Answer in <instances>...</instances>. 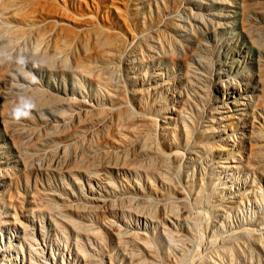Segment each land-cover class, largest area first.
<instances>
[{
  "label": "rangeland",
  "instance_id": "1",
  "mask_svg": "<svg viewBox=\"0 0 264 264\" xmlns=\"http://www.w3.org/2000/svg\"><path fill=\"white\" fill-rule=\"evenodd\" d=\"M110 38L117 58L105 64L99 54L109 53ZM108 66L115 91L97 77ZM21 98L35 107L16 120ZM216 106L226 148L231 136L243 154L250 147L264 152V0H0V263H22L20 248L8 249L20 235L16 220L34 231L35 262L76 264L74 238L85 239L67 227L65 233L60 217L80 219L82 204L99 203L89 191L93 173L131 191L137 178L121 162L138 155L147 133L159 143L176 125L184 140L182 114L199 111L197 131L211 143V165L226 157L212 133ZM133 123L149 131L127 143L124 157L119 141ZM250 128L260 136L253 143L245 137ZM193 167L197 175L200 165ZM101 180L92 181L95 193L104 194ZM253 209L239 208L223 226L205 211L202 232L185 240L187 253L213 250L224 228ZM126 218L137 226L134 215Z\"/></svg>",
  "mask_w": 264,
  "mask_h": 264
},
{
  "label": "bare ground",
  "instance_id": "2",
  "mask_svg": "<svg viewBox=\"0 0 264 264\" xmlns=\"http://www.w3.org/2000/svg\"><path fill=\"white\" fill-rule=\"evenodd\" d=\"M109 43H111L109 53L99 54L104 58L105 64L115 56L114 42L111 38ZM103 73V76L97 75L98 80L105 85V88L111 87L113 91L117 90L118 84L115 83L117 81H113L114 67H104ZM198 106L196 105L197 109H199ZM217 108L218 106L215 107L214 114L210 119L214 124L212 133H215L213 135H216L218 142L224 143L222 150L228 149L230 154L226 157L220 156L214 163L212 162L215 167L210 163L213 159L209 158L212 156L209 147L211 143L203 142L204 136H201L197 131L199 111H195L194 117L182 114L184 140L178 137L179 130L176 125L170 128L167 139L155 143L156 145L151 138H148L152 136H149V133L146 135V131L149 129H145L143 123L126 125L132 129L130 134L123 135L119 141L120 153L124 157L123 151L127 143L140 134L146 135L142 137L139 149L137 148V156L128 158V160L121 159L123 161L120 169L137 178L131 185L132 190H125L120 185L123 190L119 191L117 190L118 185H114V182L112 183L111 180L102 182L101 179L105 178H99L98 174L93 173L88 179L89 191L91 195L95 196L93 197L94 201L99 203L82 204L83 211L77 212L80 219L72 218L69 215L60 217L65 226L59 224L61 227H65L63 230L65 233H68L66 231L68 228L77 236L78 234L82 235L85 239L82 242V240L74 238L76 264H260L261 262L264 264V190L261 185V181L264 184V152L260 153V147L258 150L250 147L248 153L243 154L239 147H234L235 141L231 136H228L227 140L230 141V145H233L226 148V139L220 137L224 129H218L220 121L215 117V114L221 112ZM145 122L148 121L145 120ZM245 137L253 143L260 136H257L250 128ZM126 156L128 157V154ZM196 163L200 165L197 175H195L193 167ZM201 163L204 164V167L201 166ZM184 167L189 170L182 171ZM99 180L105 184L104 194L93 191L96 188L93 189L92 181L97 183ZM128 184L130 186V182L127 183V187ZM39 203L38 210L45 208L44 199ZM247 204L251 209L253 206V214L248 216L246 214L245 217L242 215L243 220L238 226L234 225L235 228L227 230L223 227L221 239L219 238V241L222 240L221 244L219 243L218 246L214 244L215 248L212 245L214 249L205 251V253H199L196 250L195 258L190 255L194 252L187 253L191 244L188 248V245L185 247V240L191 237L195 238L199 230L202 232V228H204L202 218L205 211L223 226L224 220L236 217L237 210L243 209ZM160 213L163 220L160 218ZM131 215L136 218V227H129L127 225L129 223L122 222V219ZM114 217L120 218L121 224H115ZM166 221L170 224H165ZM11 223L18 228L20 235L18 238L16 237L17 240L14 243H10L8 249L19 251L20 248L22 251L21 264H38L32 256L34 250L38 249L32 245L36 239L34 231L22 222L11 220ZM215 223L211 224L216 225ZM131 226L133 225L131 224ZM150 226L154 228L152 233L148 231ZM198 242L199 240H197ZM118 256L121 257V263L117 259Z\"/></svg>",
  "mask_w": 264,
  "mask_h": 264
},
{
  "label": "clouds",
  "instance_id": "3",
  "mask_svg": "<svg viewBox=\"0 0 264 264\" xmlns=\"http://www.w3.org/2000/svg\"><path fill=\"white\" fill-rule=\"evenodd\" d=\"M19 63L23 65L25 61L21 58ZM35 77H33V81L35 82ZM35 107L34 103L30 99L21 98V101L18 106H16L12 110V116L16 120H20L21 118H28L31 115V110Z\"/></svg>",
  "mask_w": 264,
  "mask_h": 264
}]
</instances>
